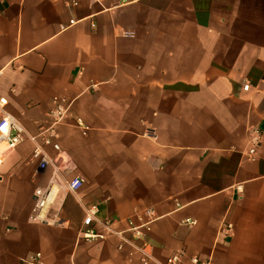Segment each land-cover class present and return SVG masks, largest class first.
<instances>
[{"label":"crops","instance_id":"1","mask_svg":"<svg viewBox=\"0 0 264 264\" xmlns=\"http://www.w3.org/2000/svg\"><path fill=\"white\" fill-rule=\"evenodd\" d=\"M0 95L30 136L69 100L58 142L84 179L34 220L50 170L29 140L3 156L0 264H140L117 237L81 238L90 206L120 231L153 209L159 263L264 264V0H0Z\"/></svg>","mask_w":264,"mask_h":264},{"label":"built area","instance_id":"2","mask_svg":"<svg viewBox=\"0 0 264 264\" xmlns=\"http://www.w3.org/2000/svg\"><path fill=\"white\" fill-rule=\"evenodd\" d=\"M74 20L69 22L72 25ZM64 29V27H61ZM249 85L245 84L242 90L247 91ZM8 100L0 95V163L3 156L13 150L19 144L29 140L33 143V150L30 156V161L35 163L38 171L50 170V177L46 186L36 187L34 189V208L33 219L38 221H47L42 216V212L55 203L56 196L59 192L74 193L79 190L84 179L79 176H69L74 168L70 164L69 158L63 155L58 142L59 125L66 122L71 102L64 97H53L52 106L48 111L47 116L50 123L46 126H40L35 136H30L22 126V124L14 117L6 112ZM73 125L82 131H87L88 127L79 117L74 119ZM262 132L257 128H252L249 131V148L247 157L250 160L256 158V153L261 144ZM50 147L56 155L51 157L45 148ZM157 216L153 209L147 208L129 217L126 220L124 230H116L113 227V221L110 219H100L97 217V208L90 206L85 208L80 236L87 242H101L110 237H117L120 240L117 248L122 250L127 247L130 250V255H137L140 264H210L208 261L201 260L197 257H188L185 260L182 252H176L170 255L163 263H159L152 255V244L149 241V235L152 229L153 222ZM51 223H56L52 220ZM185 224L194 225L195 221L187 219ZM231 230V225L225 223L221 227V232L228 233ZM29 264H43L40 253L29 257Z\"/></svg>","mask_w":264,"mask_h":264}]
</instances>
